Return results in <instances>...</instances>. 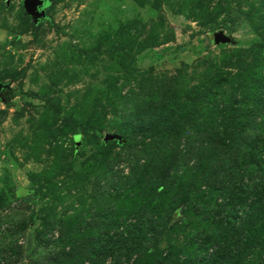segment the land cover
<instances>
[{"label": "rangeland", "instance_id": "obj_1", "mask_svg": "<svg viewBox=\"0 0 264 264\" xmlns=\"http://www.w3.org/2000/svg\"><path fill=\"white\" fill-rule=\"evenodd\" d=\"M43 1L0 0V264H264V0Z\"/></svg>", "mask_w": 264, "mask_h": 264}, {"label": "water", "instance_id": "obj_2", "mask_svg": "<svg viewBox=\"0 0 264 264\" xmlns=\"http://www.w3.org/2000/svg\"><path fill=\"white\" fill-rule=\"evenodd\" d=\"M44 1L43 0H22V4L24 7L25 12L32 18L34 22H37L44 18V11L41 9L43 6ZM227 42V38L223 36L222 34L218 33L215 36V43ZM2 87L0 86V91ZM115 138V136L111 135H105L104 140H111Z\"/></svg>", "mask_w": 264, "mask_h": 264}, {"label": "trees", "instance_id": "obj_3", "mask_svg": "<svg viewBox=\"0 0 264 264\" xmlns=\"http://www.w3.org/2000/svg\"><path fill=\"white\" fill-rule=\"evenodd\" d=\"M219 140H217V142H218ZM218 147H220V145H218ZM222 148V147H221Z\"/></svg>", "mask_w": 264, "mask_h": 264}]
</instances>
